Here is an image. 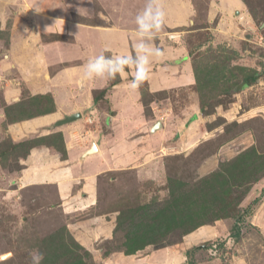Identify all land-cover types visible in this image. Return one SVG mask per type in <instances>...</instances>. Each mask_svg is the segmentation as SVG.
Segmentation results:
<instances>
[{"label": "rangeland", "instance_id": "374dc122", "mask_svg": "<svg viewBox=\"0 0 264 264\" xmlns=\"http://www.w3.org/2000/svg\"><path fill=\"white\" fill-rule=\"evenodd\" d=\"M257 1L254 13L262 18L264 14L259 16L257 13H262L260 2L264 3V0ZM48 2L52 31L42 32L41 36L46 42H60L57 52L62 54L63 64L76 63L73 59L81 60L90 39L94 38L95 26L110 23L132 25L135 20L132 19L135 18L133 14L140 12L146 4V0ZM195 3L200 12L206 9L205 1L195 0ZM19 16L21 27L28 18L26 13ZM198 18L192 29L205 25L202 16L198 15ZM253 20L255 34L264 36V22ZM19 26L15 27L11 20L4 29L0 28V48L9 47L12 39H23ZM188 39L193 47V66L197 68L199 78L192 88L200 105L199 118L191 124V131L197 140H187L185 143L188 144L181 143L180 146V140H176L174 145L167 137L162 138L161 147L165 148L162 152L167 154L160 163L112 172L101 180L97 204L89 209L78 208L90 205L83 198L72 202L65 197L68 199L61 204L57 187L27 186L23 183L22 158L25 149L22 147L1 155L0 264H29L28 251L34 248L44 254L42 264H112L110 255H128L129 252H136L133 255H152V264H168L173 259L176 262L182 259V264H264V48L249 40H239L229 45L215 43L200 49V46L212 41L211 34L203 30L189 33ZM231 49L238 52L231 53ZM51 54L55 52L51 50ZM254 71L261 72L254 84L243 91L231 93L235 83ZM95 91L94 94L98 95L101 89ZM186 94L180 90L160 95L173 100L177 116L170 117L167 105L149 117L166 123L163 125L166 129L181 126L191 112L187 105L184 108L181 106L193 101V97ZM27 96L32 100L36 98L38 106L33 109L34 114L46 110L49 113L50 108L55 109L52 92L40 95L30 92ZM146 98L150 100L147 94ZM24 102L30 104L31 101L21 97L14 103H22L20 106H23ZM2 105L0 93V112L4 113L1 107H6ZM149 105L151 107L152 102ZM144 108L148 114L145 105ZM58 121L53 124V132L47 135L62 134L66 147L64 133L58 129L64 124L56 125ZM14 122L6 118L0 121V151L9 147L10 139L18 143L32 138L15 140L6 134L7 124ZM182 134L186 135L183 131ZM250 145H257L258 156L251 158L248 155L245 161L260 163L261 169L249 176L242 164L233 170V161ZM59 153L52 152L55 155ZM199 178L203 182L198 192L212 199L201 203L202 210L207 213L206 219L200 225L189 222V228L194 227V230L187 233L184 226L171 225L172 221H167L172 214L168 212L186 207L189 200L185 197L190 196L185 195L195 191L194 196H198L195 183ZM180 180L184 185L176 188L174 193L181 195L186 202L172 204L175 199L172 185ZM196 200L203 202L198 198ZM102 213L108 214L109 222L113 220V231L112 228L108 230L99 226L102 232L94 236L92 232L96 228L90 226L89 219L97 221V216ZM207 225L216 231V237L185 246L188 234ZM235 226H239L237 234L234 233ZM134 235L140 239L137 243L131 240H135ZM218 242L221 245H217ZM201 245L207 246L201 248ZM160 249L164 250L156 252Z\"/></svg>", "mask_w": 264, "mask_h": 264}, {"label": "crops", "instance_id": "0c3cea01", "mask_svg": "<svg viewBox=\"0 0 264 264\" xmlns=\"http://www.w3.org/2000/svg\"><path fill=\"white\" fill-rule=\"evenodd\" d=\"M203 1L206 9L200 12L195 0H161L167 16L165 25L157 34L154 43L165 49L166 55L152 63L147 85L151 93H177L183 90L188 97H193V101L181 106L184 108L187 105L191 110L187 119L179 127L166 129L163 126L167 125L166 123L162 124L149 116L167 105L170 108H167L170 117L177 116L172 105L173 100L169 96L155 98L152 101L151 113L146 114L140 88L131 91L125 86L130 74L126 73L123 79L120 77L121 80L113 85L111 80L102 79L81 83L82 65L89 57L105 49L109 50L105 52L106 55L112 52H132L135 23L129 26L127 23L95 26L94 38L90 39L81 60L73 59L77 62L63 64L62 54L57 52L60 48L57 44L60 42H46L41 36L42 32L52 31L49 26L52 15L48 10V0H0V28L4 29L11 20L15 27L19 26V15L23 13H26L28 18L23 26H19L23 31V39H12L9 47L0 48L2 106L15 104L14 102L23 97L25 89L39 95L52 92L56 101L55 109L49 113L7 124V130L4 132L15 140L47 136L53 132L52 127L56 121L67 115H80L78 121L58 128L66 139L67 158L52 154L44 145L33 148L22 162L23 183L27 186L40 184L42 187H57L60 203L68 198L72 202L83 198L89 201L90 205L78 208L89 209L97 204L96 197H99L101 180L112 172L160 163L167 154L162 152L165 148L161 147L164 137L174 145L176 140H180V146L181 143L188 144L185 143L187 140H197L193 130L191 131V124L199 118L200 105L198 95L192 89L196 83V75L189 33L203 30L211 34L212 41L200 46V49L210 44L214 46L215 43L229 45L239 40L247 41L256 35L254 20L244 0ZM133 15L135 17L136 13ZM198 15L202 16L205 25L192 29L199 20ZM259 31L261 32L260 29ZM51 50L55 52L54 55ZM100 89H106L105 96L100 93L95 99L94 91ZM1 108L4 113L0 112V121H4L5 108ZM158 122L161 123L159 127ZM182 131L188 139L181 135ZM97 219H89L90 226L94 225L93 228H96L92 232L94 236L102 232L99 226L108 230L112 228L113 231V220L108 221V214H99ZM214 237L216 231L207 225L188 234L184 243L185 246H192ZM188 240H191V243H187ZM161 250L164 249L156 252ZM151 258L152 255L148 254L122 253L109 257L112 264H152ZM173 260L168 261V264L183 263L182 259L177 262Z\"/></svg>", "mask_w": 264, "mask_h": 264}, {"label": "trees", "instance_id": "16d2710c", "mask_svg": "<svg viewBox=\"0 0 264 264\" xmlns=\"http://www.w3.org/2000/svg\"><path fill=\"white\" fill-rule=\"evenodd\" d=\"M244 2L246 3L252 17L255 19V20H259L261 23L264 22V17L262 18H258L257 15L254 13V5L259 2L257 0H244ZM261 3V8H262V13L259 14L257 13L259 16L264 14V3L263 2H260ZM257 6V5H256ZM254 15V16H253ZM230 51V50H229ZM232 52H238L237 50H234V49H231V53ZM195 71V75L197 73V68L195 67L194 69ZM261 75V72L259 71H254V72H251L250 74H248L246 77H242V79H240L237 83H235L232 87V91L231 93H236V92H239L249 86H251L252 84H254L259 76ZM120 77L118 76L116 79H113L111 80V85H113L114 83H118L120 81ZM196 80L197 82H199V78L197 79V75H196ZM105 90L106 89H102L100 91L101 94H104L105 93ZM140 90H141V94H142V101H143V104L145 105L146 107V111H148V114H150V105L151 102L155 99V98H161L160 95L163 94V93H166V92H158V93H151L148 86H147V83L145 81V83L140 87ZM96 92V91H95ZM30 93V91L28 89H25V92H23V97H27V100L31 101L30 104H28L27 102H24L25 105L23 106H20L22 105V103H15L13 104V106H6L5 108V116H6V119H9L10 122H14V121H17V120H24V119H29V118H33L35 116H39V114H44V113H47L48 110L44 111V112H40L39 114H34L35 112L33 111V109H37V106L35 104V99L36 98H33V100L31 98H28V94ZM148 95L150 98V100H146L144 99L145 95ZM96 94H95V99H96ZM26 99V98H25ZM151 101V102H150ZM150 102V103H149ZM52 104V103H51ZM22 107V109L20 108ZM51 110H54V107L53 108H50L49 111ZM37 111V110H36ZM63 135L60 134V133H53L51 134L50 136H42V137H38V138H31V140H26V142H18V143H15V142H12L11 139L9 140V147L5 150H1L0 151V156L2 155H5L6 153H12V152H15L17 147L20 146L22 147L23 149H25L24 153L25 155L23 156L22 160H25L28 155L31 153L32 149L35 148V147H38V146H41V145H44V146H47L51 152H54V153H59L60 157L65 159L67 158V151H66V147H65V143L63 141ZM251 146V145H250ZM257 145H252L251 147H248L246 148L242 154H238L236 159L233 161V164H235L233 166V170L235 168H240V164L244 165L243 168L246 169V173L250 176L252 174H255L257 173V171L259 169H261V164H257L255 162L252 163H249V162H246L245 159L247 158V156L249 155L251 158L252 157H255V156H258V151H257ZM252 160V159H250ZM254 160V159H253ZM238 163V164H237ZM201 176V175H200ZM202 179V176L200 177ZM197 179L198 181H196V186H195V190L198 192V189H200V186L202 185V182L203 180H200ZM200 180V181H199ZM182 185H184V182L183 181H176L174 182V184L172 185L173 186V195H175V199L171 202L172 204L175 203V204H178L180 203V205H182L184 202H186V200H184L181 195H177L176 196V193L175 190L176 188H180ZM172 189V187L170 188V190ZM195 191H193V193L191 195H185V196H190V197H185V199L187 198V200H189V203H187V206L184 207V208H178L174 211H167L168 214L170 212H172V214L169 216V218L167 219L168 220H171V225H175V224H178V226H181L183 227L184 226V229L186 230L185 232L189 233L191 232L192 230H194V227L193 228H189V222H197L199 225L203 222V220L206 219V211L205 210H202L201 208V203H206V201L208 202V200L212 199L211 196H206L205 197V194L204 193H199L198 192V196H194L195 195ZM204 197V199H203ZM196 198H198L199 200L203 201V202H197ZM243 198V197H242ZM183 200V201H181ZM196 202V203H195ZM198 203V204H197ZM189 206V207H188ZM207 206V205H206ZM206 209V207H205ZM174 212V213H173ZM167 214V216H168ZM177 214V215H176ZM223 215V214H222ZM204 218V219H203ZM212 217H208V219H211ZM239 220V219H238ZM199 221V222H198ZM206 222V221H205ZM235 231L234 233L237 234L236 232L239 231V226H235ZM135 238L134 239H131L133 240V242H136V241H139L140 239H138L136 237V235L133 236ZM137 243V242H136ZM217 245H221V242H218ZM165 246V245H163ZM207 245H201L200 247L201 248H204L206 247ZM195 249V248H194ZM193 249V250H194ZM189 252H191L189 250ZM136 252H129V254H135ZM189 264H192V263H189Z\"/></svg>", "mask_w": 264, "mask_h": 264}, {"label": "clouds", "instance_id": "9594fccd", "mask_svg": "<svg viewBox=\"0 0 264 264\" xmlns=\"http://www.w3.org/2000/svg\"><path fill=\"white\" fill-rule=\"evenodd\" d=\"M166 16L161 0H146L144 8L135 16L132 52L106 55L109 50L105 49L89 57L82 65L81 83L95 79L113 80L118 76L123 79L127 73L130 79L125 86L131 91L138 90L149 79L152 63L166 55L165 49L154 43L165 25ZM43 259L44 254L38 248L28 251L29 264H42Z\"/></svg>", "mask_w": 264, "mask_h": 264}, {"label": "water", "instance_id": "95a60500", "mask_svg": "<svg viewBox=\"0 0 264 264\" xmlns=\"http://www.w3.org/2000/svg\"><path fill=\"white\" fill-rule=\"evenodd\" d=\"M264 25V24H263ZM80 118V115L78 114V113H76V114H72V115H67V116H65L64 118H62V119H60L57 123H56V125H62V124H66V123H70V122H72V121H76V120H78ZM161 123L159 122L158 123V127H159V125H160ZM156 126V127H157Z\"/></svg>", "mask_w": 264, "mask_h": 264}, {"label": "built area", "instance_id": "2783aa9c", "mask_svg": "<svg viewBox=\"0 0 264 264\" xmlns=\"http://www.w3.org/2000/svg\"><path fill=\"white\" fill-rule=\"evenodd\" d=\"M247 40H249L251 43H254L256 45L258 44L259 46L264 48V36H262V35H257L256 34L254 37H251V38H249Z\"/></svg>", "mask_w": 264, "mask_h": 264}]
</instances>
